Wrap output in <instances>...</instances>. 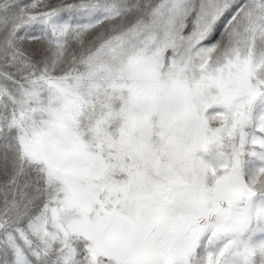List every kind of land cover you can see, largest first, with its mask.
Segmentation results:
<instances>
[{
  "label": "snow or ice",
  "instance_id": "1",
  "mask_svg": "<svg viewBox=\"0 0 264 264\" xmlns=\"http://www.w3.org/2000/svg\"><path fill=\"white\" fill-rule=\"evenodd\" d=\"M0 264H264V0H0Z\"/></svg>",
  "mask_w": 264,
  "mask_h": 264
}]
</instances>
